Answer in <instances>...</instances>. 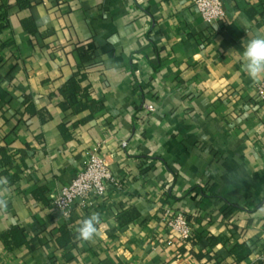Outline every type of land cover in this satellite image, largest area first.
<instances>
[{
  "label": "crops",
  "instance_id": "0c3cea01",
  "mask_svg": "<svg viewBox=\"0 0 264 264\" xmlns=\"http://www.w3.org/2000/svg\"><path fill=\"white\" fill-rule=\"evenodd\" d=\"M223 3L211 25L191 0H0V264L264 263L263 79L240 54L264 34V0ZM72 80L94 109L63 108ZM94 153L117 183L56 213ZM168 210L193 241L165 227ZM92 213L102 235L81 242ZM235 241L251 248L242 263Z\"/></svg>",
  "mask_w": 264,
  "mask_h": 264
},
{
  "label": "built area",
  "instance_id": "2783aa9c",
  "mask_svg": "<svg viewBox=\"0 0 264 264\" xmlns=\"http://www.w3.org/2000/svg\"><path fill=\"white\" fill-rule=\"evenodd\" d=\"M191 2L197 7L202 18L211 25L220 23L227 16L223 0H191ZM258 96L264 102V79L258 85ZM147 109L154 111L155 106L148 105ZM110 183H117V179L105 158L97 153L91 154L84 168L67 186L53 196V208L56 213L66 217L78 200L103 197ZM163 223L171 234L183 243L194 240L195 228L184 214H174L168 210L164 215Z\"/></svg>",
  "mask_w": 264,
  "mask_h": 264
},
{
  "label": "clouds",
  "instance_id": "9594fccd",
  "mask_svg": "<svg viewBox=\"0 0 264 264\" xmlns=\"http://www.w3.org/2000/svg\"><path fill=\"white\" fill-rule=\"evenodd\" d=\"M241 54L242 67L253 81L264 79V34L258 33L250 39ZM7 177H0V187L6 186ZM6 207V201L0 199V209ZM75 229L76 238L81 242H88L102 235L105 227L99 213H92L87 218L78 221Z\"/></svg>",
  "mask_w": 264,
  "mask_h": 264
},
{
  "label": "trees",
  "instance_id": "16d2710c",
  "mask_svg": "<svg viewBox=\"0 0 264 264\" xmlns=\"http://www.w3.org/2000/svg\"><path fill=\"white\" fill-rule=\"evenodd\" d=\"M78 91H79V86H78L76 80H72L70 82V84L64 90V93L67 96V98H66V101L63 103V108L73 109V111H75V112H80V111H82L88 107H91L92 104L81 103V102L77 101L76 94L78 93ZM98 107L101 108V105H99ZM92 109H94V108H92ZM195 189L202 190L203 194H205L203 191V187L197 186V187H195ZM233 206L240 208V206L236 205V204H233ZM136 215L138 216L135 209H127L126 211H124L123 213H121L118 216V222L121 225H126V224L130 223L131 221L135 220L137 218ZM7 236H12L13 241L17 242V244H18L22 240V230L14 229L12 232L7 234ZM7 236H5V237H7ZM215 239H216L215 237H212V236L209 237V240H211V241H214ZM220 239H222L223 241L229 240L225 237H220ZM231 252L236 257L237 262L242 263L250 255L251 248L245 243H239V242L235 241L233 243V247L231 248ZM259 264H264V263L260 262Z\"/></svg>",
  "mask_w": 264,
  "mask_h": 264
}]
</instances>
